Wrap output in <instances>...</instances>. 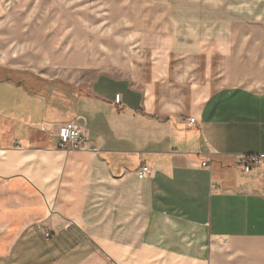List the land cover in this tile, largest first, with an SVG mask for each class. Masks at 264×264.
Wrapping results in <instances>:
<instances>
[{"label":"crops","instance_id":"1","mask_svg":"<svg viewBox=\"0 0 264 264\" xmlns=\"http://www.w3.org/2000/svg\"><path fill=\"white\" fill-rule=\"evenodd\" d=\"M98 1L128 54L86 82L62 0H0V264H264V0Z\"/></svg>","mask_w":264,"mask_h":264},{"label":"rangeland","instance_id":"2","mask_svg":"<svg viewBox=\"0 0 264 264\" xmlns=\"http://www.w3.org/2000/svg\"><path fill=\"white\" fill-rule=\"evenodd\" d=\"M57 0H47V5H54ZM62 0V9L64 14L62 15L63 23V56L70 57L71 55L77 56L78 59L86 60L89 62L79 63L73 65L72 70L78 71L79 80L90 81L93 76L100 73H116L118 66L123 65L125 57L128 54L127 34L125 27L122 23L123 20L115 19L114 16H110V5L103 6L98 0ZM52 3V4H51ZM88 3V4H87ZM76 4L79 6L78 14ZM87 6V7H86ZM82 14L86 18L82 21ZM225 16V15H224ZM242 16H240L241 18ZM223 23L226 24V19L223 17ZM88 22V23H87ZM87 23V24H86ZM224 36L227 32H223ZM224 38V37H223ZM227 39V36H226ZM3 55V54H0ZM260 57H254L256 65L260 66L258 62ZM246 62L244 61L242 65ZM2 67H6L7 63H0ZM18 69H23L29 73L32 70L35 71H47L49 72L50 66L46 68L32 67L29 64H16ZM264 67V64H263ZM40 71V73H42ZM59 72V70H56ZM65 71V69H63ZM55 70L51 75L43 74L45 76H54ZM238 73H242L241 71ZM243 84H254L258 82V85L254 84V87L264 89V79H255L251 77L241 78ZM239 84V86L243 85Z\"/></svg>","mask_w":264,"mask_h":264},{"label":"built area","instance_id":"3","mask_svg":"<svg viewBox=\"0 0 264 264\" xmlns=\"http://www.w3.org/2000/svg\"><path fill=\"white\" fill-rule=\"evenodd\" d=\"M117 105L121 104V97L117 95L115 98ZM195 119L191 118L187 120V125L192 126L195 124ZM58 148L61 150H88L90 142L87 138V133L74 122H67L62 125L57 133ZM242 169L246 172H250L253 168L264 165V154L250 155L241 157ZM203 167L208 166V163L204 162ZM152 174V170L149 166L143 165L138 171L139 179H145ZM46 240H50V235L47 234Z\"/></svg>","mask_w":264,"mask_h":264}]
</instances>
